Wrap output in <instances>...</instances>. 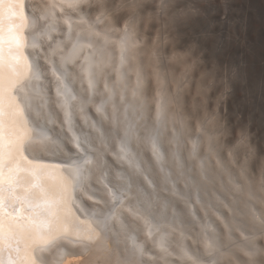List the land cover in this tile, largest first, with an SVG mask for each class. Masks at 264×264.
<instances>
[{
    "label": "snow or ice",
    "instance_id": "snow-or-ice-1",
    "mask_svg": "<svg viewBox=\"0 0 264 264\" xmlns=\"http://www.w3.org/2000/svg\"><path fill=\"white\" fill-rule=\"evenodd\" d=\"M169 2L160 0L162 14L167 12ZM65 6L67 15L75 17L72 22L64 20L70 31L76 24L99 35L97 30L103 25L107 35H118L123 67L127 54L136 47L132 41L134 21L137 10L144 5L138 0H121L119 4L112 0H66L61 7ZM47 7L44 4L38 10L37 4H29L28 0H5L0 23V37L15 41V47H8V55L17 61L5 65L0 57V178L7 168L10 186H20L25 193L22 199L33 209L30 227L23 233L30 241L28 264H50L41 254L52 245H83L85 241L99 244L102 234L109 233L123 237L129 253L125 264H154L158 260H164V264H213L208 257L216 254L226 257L228 264H264V246L257 247L255 243L256 233L264 237V216L256 217L254 213L251 225H244L248 235L241 233L243 242L221 253L225 237L231 240L232 233L240 228L235 218L228 216L232 212L230 204L220 196L215 197V203L201 205L205 216L214 209L220 226L206 222L200 224L199 232L188 234L199 224L193 205L201 204V193L207 191L212 160L226 150L228 129L203 123L193 129L183 121L174 122L168 129L162 119L165 109L159 104L156 125L142 134L126 117L120 123L115 117L107 124L92 121L85 107L91 97L76 89L77 77L69 67V59H57L60 50L46 43V34L41 32L48 20L44 12ZM29 8L36 10L31 34H39V42L30 45L24 36V29L30 27ZM202 38L216 39L211 33L202 34ZM46 39L50 41L51 36ZM26 47L35 51L34 63L25 55ZM76 52L74 47L73 54ZM219 53L217 41L216 47L209 50L213 69ZM153 57L154 75L161 83L162 58L158 51L153 52ZM85 74V91H91L92 73L86 70ZM132 95L135 97L137 91L133 90ZM95 110L103 114L104 104ZM193 136L195 139H190ZM172 145L175 150H171ZM184 151L187 156L181 155ZM50 157L62 159L69 166L34 162ZM49 169L67 172L68 176H61L60 183L54 186L49 183ZM232 190H239V185L232 184ZM69 204L71 209L59 220L57 209H66ZM80 224L86 229L79 228ZM9 231L16 235L11 227ZM142 234L147 239L141 240ZM188 240L191 245L186 243ZM4 243L0 236V245ZM153 249L158 255L152 254ZM257 256L262 259L258 261ZM9 264H15L11 257Z\"/></svg>",
    "mask_w": 264,
    "mask_h": 264
},
{
    "label": "bare ground",
    "instance_id": "bare-ground-1",
    "mask_svg": "<svg viewBox=\"0 0 264 264\" xmlns=\"http://www.w3.org/2000/svg\"><path fill=\"white\" fill-rule=\"evenodd\" d=\"M140 1V0H138ZM5 0H0V23H2V5ZM121 2V0L119 1ZM29 4H37L39 10L41 6L47 4L48 7L44 9L48 13V20L41 29V32L46 36H51L50 43L52 48L59 49L57 59L60 56L69 59V67L73 69L77 79L75 87L80 90L85 96L91 97V102L85 105L89 118L94 121H101L105 124L109 120L115 119L118 123L124 122L125 117L127 121L135 125L137 132L142 134L145 129L154 127L156 125L157 105L164 107L162 119L167 125L168 129L174 126V122H185L187 117L181 111L179 86L175 83L173 90L168 89V80L165 73L161 70L162 82L158 83L154 70L156 68V61L153 58L151 70H147L148 66L142 56L143 50L141 41L134 28L132 41L136 47L132 48L127 54V62L121 67L120 57L121 51L119 47L118 35H107L103 30V25L97 31L99 35L89 33L86 28L73 24L70 31L64 20L68 19L70 22L75 20V17L67 15L66 0H28ZM41 5V6H40ZM35 9H28V24L29 28L25 36V43H38L37 36L31 34V25L35 23L34 13ZM8 47H15V41L9 39L4 41L0 37V57H3L5 65L16 64L17 61L8 55ZM77 49L75 55L73 48ZM24 53L28 56L30 62H35V51L29 47L24 49ZM119 69V72L117 71ZM86 70L92 73L94 89H88V78ZM151 76V85H148V77ZM138 78L140 80V87L137 88ZM133 90L137 91V95H132ZM149 94V96L147 95ZM109 97L111 99L109 100ZM79 102V101H78ZM106 102V103H105ZM104 104V113L98 114L96 106ZM222 111V110H221ZM107 117L108 120H104ZM79 120V117H77ZM200 122L196 123L193 129L198 127ZM122 127V124H121ZM122 134V133H121ZM190 139H195V136ZM171 150H175V145L170 146ZM191 145L188 144L190 149ZM187 151L181 153L182 156H187ZM59 155V154H58ZM116 168L119 165L111 156L108 157ZM217 160L219 166H216ZM58 158L36 159L37 164H58ZM69 165L61 168H66ZM61 176L67 177L68 173H57L54 169L48 170L49 183L56 186L60 183ZM230 181L232 183H230ZM232 184L239 185V190H232ZM182 187V185H181ZM25 195L20 186H10L7 168L4 170V176L0 178V236L3 237L5 243L0 245V264H9V258L15 261V264H28V254L30 241L26 240L23 233L30 227V220L33 219V209L29 207L22 197ZM220 196L230 204L232 212L228 216L234 217L240 231L232 233L231 240L225 237L221 253H228L235 243H242L243 236L248 235L244 225H251L253 220V213L256 217L264 216V180L257 187H252L246 178L245 171L242 168H234L232 156L224 158L222 155L213 159L211 167L209 168V183L206 192L201 193V204H194L195 211L199 224L193 226L194 233L200 231V224L215 222L216 226H220V221L216 220L213 215V210H208L205 216V208L201 205L208 203H215V197ZM71 209L69 204L66 209H57L59 220H63L64 216ZM22 218L25 221L24 227H18L17 219ZM256 223H259L257 220ZM79 228L86 229V225H77ZM16 231L14 236L9 228ZM179 235L178 233L176 234ZM257 239L255 243L257 247L264 246V237H260L256 233ZM141 240L147 239L146 235H141ZM18 243V244H15ZM191 245V240L186 241ZM16 246V248H15ZM20 247L19 249L17 247ZM151 247V245H149ZM126 245L123 242V237H116L109 233L107 236L102 234V240L99 244L85 241L83 245L75 244L69 245L66 242H61L52 245L48 251L42 253L50 264H125L129 259V253L125 250ZM152 254L158 255L155 249ZM175 257H173L174 259ZM213 264H228L227 258L220 254L208 257ZM259 261L261 258L256 257ZM154 264H164V260L155 261ZM233 264L235 262L233 261Z\"/></svg>",
    "mask_w": 264,
    "mask_h": 264
},
{
    "label": "rangeland",
    "instance_id": "rangeland-1",
    "mask_svg": "<svg viewBox=\"0 0 264 264\" xmlns=\"http://www.w3.org/2000/svg\"><path fill=\"white\" fill-rule=\"evenodd\" d=\"M138 2L144 7L134 23L147 70L158 51L168 89L179 86L185 122L227 128L222 156H232L234 168L257 187L264 180V0H170L163 14L160 0ZM204 33L216 39L204 40ZM217 41L213 69L209 50Z\"/></svg>",
    "mask_w": 264,
    "mask_h": 264
},
{
    "label": "water",
    "instance_id": "water-1",
    "mask_svg": "<svg viewBox=\"0 0 264 264\" xmlns=\"http://www.w3.org/2000/svg\"><path fill=\"white\" fill-rule=\"evenodd\" d=\"M26 33H27V31H25V33H24L25 36H26ZM52 96H53V99H55V87L54 86L52 88ZM59 163H60V165H63V166L68 165V164H65L62 159H60ZM25 221L26 220H24L22 218L17 219L16 222H18V224H19L18 227H24ZM15 244H18V243H15ZM15 248H16V246H15ZM17 248L19 249L20 247L18 246Z\"/></svg>",
    "mask_w": 264,
    "mask_h": 264
}]
</instances>
